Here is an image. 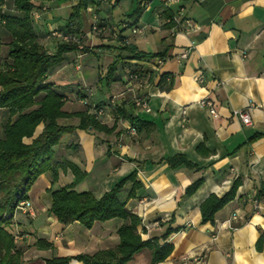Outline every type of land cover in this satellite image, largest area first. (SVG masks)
I'll use <instances>...</instances> for the list:
<instances>
[{
	"label": "crops",
	"instance_id": "0c3cea01",
	"mask_svg": "<svg viewBox=\"0 0 264 264\" xmlns=\"http://www.w3.org/2000/svg\"><path fill=\"white\" fill-rule=\"evenodd\" d=\"M34 1L36 10L43 4L51 6L33 21L40 43L51 53L56 40L48 39L47 32L64 29L80 0ZM93 1L73 18L82 42H89L90 48L77 62L75 52L66 53L47 72L46 81L65 95L63 110L68 113L85 109L78 95L87 90L91 102L106 107L117 96V104L146 121L147 127L137 130L128 118L116 119L108 108L100 122L114 126L110 133L75 129L61 139L54 147L57 180L52 184L50 173L39 175L26 193L33 215L16 209L11 220L9 232L20 235L14 241L22 251L21 264L91 255L119 243L118 219L96 221L86 228L77 221L61 223L50 212L49 189L69 185L74 177L65 161L86 174L74 190H90L96 196L136 171L133 194L129 195L133 183L128 181L118 197L139 218L142 240L172 246L167 258L155 264H264V0H181L171 6L166 0ZM178 7L190 26L171 33L165 19ZM94 20L98 30L92 32ZM6 37L0 25V47L6 43L0 62L7 56ZM123 45L161 55L124 58L140 68L139 78L128 80L124 73L117 80H101ZM187 48L188 57L180 60V52ZM162 74L172 79L171 88L158 85ZM133 96L145 98L150 111L136 107ZM204 97L213 102L216 118L200 107ZM243 108L249 109V126L232 115ZM15 117L8 108H0V138L3 127ZM60 122L77 125L78 119ZM255 134L261 136L252 139ZM70 143H77L78 150L67 148ZM175 155L195 166L172 167L168 159ZM200 178L201 186L186 194V187ZM237 179L234 199L216 212L213 223H202L200 204L210 194H225ZM259 191L254 208L250 198ZM233 214L236 218L230 219ZM167 228L175 230L163 239ZM150 262L151 251L143 249L128 264ZM68 264L81 262L72 259Z\"/></svg>",
	"mask_w": 264,
	"mask_h": 264
},
{
	"label": "trees",
	"instance_id": "16d2710c",
	"mask_svg": "<svg viewBox=\"0 0 264 264\" xmlns=\"http://www.w3.org/2000/svg\"><path fill=\"white\" fill-rule=\"evenodd\" d=\"M60 3L66 0H53ZM93 0H80L73 7L70 20L64 29V33L79 34L73 18L80 11H84ZM4 13V26L9 41L7 42V56L0 62V108H8L14 121L3 127V137L0 138V264H21L22 251L16 245L12 234L7 227L18 209L20 201L27 199V191L37 177L43 173H50L51 183L58 178L59 162L55 159L54 147L59 145L61 139L75 129L92 130L95 132L110 133L109 128L89 112L91 105L104 107L90 101L89 91L78 95L79 99H87L85 109L68 113L63 110L65 95L46 81L47 72L63 61L68 52H76V45L71 42L56 40V48L48 52L40 43L39 35L33 26L32 12L36 10L34 0H6ZM10 4L13 11L10 12ZM41 7V6H40ZM135 9L134 13L139 14ZM133 14V13H132ZM53 40V39H52ZM82 42V38H80ZM83 44V42H82ZM87 48H83L85 53ZM161 54H149L137 50L132 45H123L119 48L115 60L108 67L104 75L105 82L117 80L124 73L128 80L130 75L136 78L141 76L140 68L124 62L126 59L143 60ZM172 79L167 74L160 75L158 85L162 89L172 87ZM80 103V102H79ZM81 104V103H80ZM87 106V108H86ZM113 115L118 118H128L137 130L147 127V122H141L137 116L125 111L121 104H116L112 109ZM76 117L77 125L62 124L60 120ZM261 136L255 134L253 138ZM78 150L77 143L66 146ZM172 167L184 164L188 167L195 165L190 163L183 155H175L168 159ZM65 168H69L74 177L69 185L56 190L49 189L51 197L50 212L57 221L67 224L77 221L82 226L90 228L96 221L118 219L121 224L116 232L119 243L116 247L100 250L94 254H78L67 257H53L44 260V264H68L75 259L81 264H128L129 261L141 250L151 251V262L155 264L167 258L172 250L169 244L158 245L151 241H144L137 232L140 223L139 218L125 206L118 193L128 181L132 182L129 195L138 186L136 171L133 170L120 178L109 190L96 196L92 191L76 192L74 186L86 176L73 163L65 161ZM200 178L185 189L188 195L193 194L202 184ZM239 185L235 180L231 188L222 196L210 194L199 207L202 223H213L216 212L222 209L228 202L234 199ZM262 191L256 194L260 196ZM175 229L167 228L162 236L166 239ZM263 237L260 238L259 244ZM45 243V242H44ZM45 246H48L45 243Z\"/></svg>",
	"mask_w": 264,
	"mask_h": 264
},
{
	"label": "built area",
	"instance_id": "2783aa9c",
	"mask_svg": "<svg viewBox=\"0 0 264 264\" xmlns=\"http://www.w3.org/2000/svg\"><path fill=\"white\" fill-rule=\"evenodd\" d=\"M6 0H0V24H4L5 23V19H4V13L6 11V4H5ZM105 1V0H102ZM181 0H166V5L167 6H171V5H176L180 2ZM48 7L47 5H42L39 9L34 10L32 12V19L33 21H37L41 18L42 13H44L45 11H47ZM165 23L170 25V31L171 33H176V32H182V31H187L188 28L190 26V24L188 23V21L185 20V18L183 17V8L182 7H178L173 13H171L166 19H165ZM98 30V24L96 23V20H94V23L91 25V31H97ZM46 37L48 39H58L61 41H66V42H71L74 43L76 45V52H75V61L77 62L78 59L83 55V44L80 41L81 35L80 34H76V33H64L63 31L59 30L58 28H54L51 29L47 32ZM190 53V48L184 49L180 52L179 54V59H186L188 57ZM158 61H161V59H157ZM130 78H132L131 80L135 79L136 76L135 75H130ZM203 77L202 75H198L197 77V81L199 83L203 82ZM117 96H113L110 100H109V104L108 107L104 106V107H95L94 105H91V107L89 108V112L92 113L93 115H95V117L99 120H101V118L106 114V112L108 111V108L113 109L115 107V105L117 104ZM79 102L82 105H87L88 101L87 99H79ZM133 103L136 107H139L140 109H143L145 112H149L150 108L148 106L147 100L145 98H141L138 96H133ZM199 105L200 107L206 108V110L208 111V113L210 114V116L216 118L218 116V113L213 105V102L207 98L204 97L199 101ZM232 115L239 119L245 126H249L251 125L252 119H251V115L249 112L248 108H243V109H236L232 111ZM131 131L133 133L136 132L135 128H131ZM250 201L252 202L254 208H257L258 206V200L256 198V196L251 197ZM18 209L23 210V211H31L30 209V205L28 204L27 201H20L19 205H18ZM29 210V211H28ZM236 218V214H233L231 216L230 219H235ZM17 239V236H14V240Z\"/></svg>",
	"mask_w": 264,
	"mask_h": 264
},
{
	"label": "rangeland",
	"instance_id": "374dc122",
	"mask_svg": "<svg viewBox=\"0 0 264 264\" xmlns=\"http://www.w3.org/2000/svg\"><path fill=\"white\" fill-rule=\"evenodd\" d=\"M52 3V2H51ZM43 5H47V7H48V9H47V11L50 9V4L49 3H47V4H43ZM42 6V5H41ZM10 12H12L13 11V6L10 4ZM54 40V39H53ZM4 42H8L9 41V37H6L4 40H3ZM6 43H4V45H5ZM4 45L3 46H1L0 47V54L1 55H3L4 53H5V47H4ZM83 46L84 47H86L87 49H89L90 48V46H89V42L87 43V42H83ZM84 54V53H83ZM86 108H87V106H86ZM64 137H66V136H64ZM65 139H67V138H65ZM26 201V200H25ZM30 209H31V211H29V213L31 214V215H33V209H32V207H31V205H30ZM12 223V222H11ZM11 223L9 224V226L7 227V229L8 230H11ZM14 236H20L19 234H14V235H12V237L14 238Z\"/></svg>",
	"mask_w": 264,
	"mask_h": 264
}]
</instances>
